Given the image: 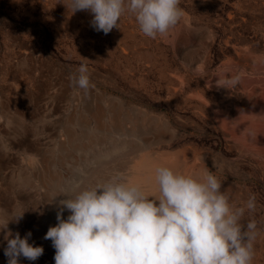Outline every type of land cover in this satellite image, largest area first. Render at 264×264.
<instances>
[{
	"label": "rangeland",
	"instance_id": "rangeland-1",
	"mask_svg": "<svg viewBox=\"0 0 264 264\" xmlns=\"http://www.w3.org/2000/svg\"><path fill=\"white\" fill-rule=\"evenodd\" d=\"M13 3L24 19L0 2V214L25 212L0 231V264H7V231H31L29 242L44 248L20 264H55L44 236L67 198L58 194L117 175L154 192L157 166L185 175L210 170L236 205L254 197L243 222L257 224L252 264H264V47L246 34H264L257 12L264 0H181L182 18L156 38L140 31L132 13L105 34L92 27L90 11L73 13L60 0ZM48 22L66 44L50 36ZM81 64L87 90L72 79ZM237 75V85L221 86ZM115 107L129 118L127 131L94 129L96 111L111 126ZM72 133L97 144L71 148L60 161ZM48 173L63 188L48 183Z\"/></svg>",
	"mask_w": 264,
	"mask_h": 264
},
{
	"label": "clouds",
	"instance_id": "clouds-1",
	"mask_svg": "<svg viewBox=\"0 0 264 264\" xmlns=\"http://www.w3.org/2000/svg\"><path fill=\"white\" fill-rule=\"evenodd\" d=\"M64 4L73 13L90 11L92 27L105 34L118 27L122 15L132 13L149 38L166 33L184 14L181 0H68ZM77 71L74 85L87 90V66L81 64ZM239 79V75L225 79L221 86H235ZM154 182L155 191L150 192L117 175L93 186L76 183L58 194L67 198L59 201L57 223L44 236L55 249V264H252L257 224L252 220L245 224L243 218L246 210L254 208V197L244 205L233 204L222 190V181L207 169L185 175L157 166ZM24 212L0 214V231L10 221L18 223ZM31 236V231L23 237L5 232L7 264H20V257L35 261L43 254V246L29 242Z\"/></svg>",
	"mask_w": 264,
	"mask_h": 264
},
{
	"label": "bare ground",
	"instance_id": "bare-ground-1",
	"mask_svg": "<svg viewBox=\"0 0 264 264\" xmlns=\"http://www.w3.org/2000/svg\"><path fill=\"white\" fill-rule=\"evenodd\" d=\"M113 111L114 112L112 114L114 116V120H113L114 122L111 123V126L108 125V124H104L103 123L102 118H104V112L102 110L96 111V113L94 114V117H95V121L97 123V127H95L94 129H96V130L98 129V130L102 131V133H104V134H107V133H115V132L123 133V132L127 131L126 128H125V126H124V122H125L126 118L127 119H129V118L126 117L125 120H124V117L120 113L121 112L120 108L116 109V107H115ZM79 121L81 122V124H82V126L84 128H88L87 125L89 123L87 121L86 115H84L83 112L82 113L81 112L79 113ZM135 128L136 127L134 126V127H132L131 130H134ZM87 132L89 133V131H87ZM129 132H131V131L129 130ZM75 134L76 135L73 136L74 134L72 133V136H71L72 138L68 141L66 151L62 155V157L60 158V161H65L66 157H68V155H69L68 152H69V150L71 148L72 149L73 148H75V149H86V148H88V147H90L92 145L97 144V143H93L92 145H90V143L89 144H85L83 142V140H82L81 133L80 134L79 133H75ZM85 138H87V137H85ZM50 163H52L50 160H48V159L45 160L46 167H48L47 165H49ZM48 174H49V176H48ZM48 174H47V176H48V183H52L53 187L56 190H58L59 188H63L64 185L62 186V181L60 180L59 177L51 176V173H48ZM56 223H57V221L54 222V223H52L51 226H54Z\"/></svg>",
	"mask_w": 264,
	"mask_h": 264
},
{
	"label": "water",
	"instance_id": "water-1",
	"mask_svg": "<svg viewBox=\"0 0 264 264\" xmlns=\"http://www.w3.org/2000/svg\"><path fill=\"white\" fill-rule=\"evenodd\" d=\"M1 4L3 5V9L6 13H11V12H18L17 14V18L18 19H24V17L22 15H19V13L22 11L21 7H14L13 6V0H0ZM43 27L47 30H49V34L50 36L54 39V40H61L64 41V43L66 44V41L64 40L63 36L61 35V31L60 30H56L54 27H52L51 22H48L46 24H43Z\"/></svg>",
	"mask_w": 264,
	"mask_h": 264
},
{
	"label": "crops",
	"instance_id": "crops-1",
	"mask_svg": "<svg viewBox=\"0 0 264 264\" xmlns=\"http://www.w3.org/2000/svg\"><path fill=\"white\" fill-rule=\"evenodd\" d=\"M257 12L264 15V5L261 9H257ZM246 34L250 39H252V41H257L258 43H260V45L262 44L261 46L264 47V34L263 33L262 35H260V34H257L253 29H249ZM262 92L264 94V88L262 89Z\"/></svg>",
	"mask_w": 264,
	"mask_h": 264
}]
</instances>
